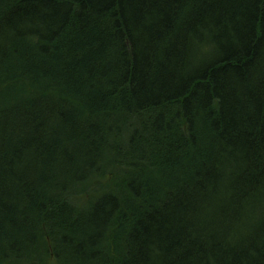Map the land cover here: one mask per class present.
Returning a JSON list of instances; mask_svg holds the SVG:
<instances>
[{
	"label": "trees",
	"instance_id": "obj_1",
	"mask_svg": "<svg viewBox=\"0 0 264 264\" xmlns=\"http://www.w3.org/2000/svg\"><path fill=\"white\" fill-rule=\"evenodd\" d=\"M0 264H264V0H0Z\"/></svg>",
	"mask_w": 264,
	"mask_h": 264
}]
</instances>
